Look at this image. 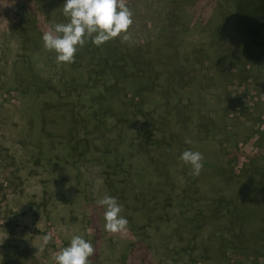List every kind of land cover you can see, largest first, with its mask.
Returning a JSON list of instances; mask_svg holds the SVG:
<instances>
[{
    "label": "rangeland",
    "instance_id": "obj_1",
    "mask_svg": "<svg viewBox=\"0 0 264 264\" xmlns=\"http://www.w3.org/2000/svg\"><path fill=\"white\" fill-rule=\"evenodd\" d=\"M115 1H131L132 11L106 20L107 8L90 12L87 31L65 43L51 36L58 44L52 54L26 22L60 24L61 0H0V264H155L156 254L167 256L161 264H182L184 251L190 264H201L217 246L202 245L208 227L197 231L192 214L215 192L231 194L233 203L247 198L245 181L264 176V65L246 57L234 30L242 14L255 16L252 1L160 0L176 16L162 28L158 4ZM100 24L132 53L105 38L87 47ZM152 66L153 80L144 74ZM163 71L171 88L159 80ZM118 83L120 93L103 91ZM95 90L103 93L92 103ZM87 111H98L97 120ZM92 127L88 149L83 137ZM222 168L230 179L240 173L236 185L247 190L220 191ZM109 175L128 199L110 220L96 196ZM254 212L264 224V209ZM143 240L152 251L147 259ZM225 257L223 264L241 259L234 250Z\"/></svg>",
    "mask_w": 264,
    "mask_h": 264
},
{
    "label": "trees",
    "instance_id": "obj_2",
    "mask_svg": "<svg viewBox=\"0 0 264 264\" xmlns=\"http://www.w3.org/2000/svg\"><path fill=\"white\" fill-rule=\"evenodd\" d=\"M51 1V0H49ZM139 1V0H137ZM161 1H165V3L168 0H161ZM160 0H140V4H142L143 7H145L144 4L149 3L151 5L158 4L160 6V11L157 13L158 16L160 18H162L161 23L158 22L157 26L160 25L159 28H162L163 26H165V22L170 25L172 24V22L174 21L176 16H170L169 12L164 11L166 4H163L164 2H161ZM247 1V0H246ZM252 3V7L255 10V16L253 17H247L246 15H243L240 17V19L237 21V23H235V27L234 30L236 31V34L238 36V38L240 39V41L243 43V52L245 53L246 57L251 61V62H255V63H259L264 65V0H249ZM56 2V1H54ZM131 1L127 2L128 5L126 6H121L120 4H117V2L115 0H61V7L59 9V13L61 14V18L60 20H62V18H64L65 20L63 22L56 23L53 26H40L38 19L35 20L34 23H30V22H26V26H28V28L30 29V31H35L38 33L39 32V36L41 38V41L43 43H41L42 46L48 45L50 44L49 48H50V53H57L58 51V44L56 42H54L55 40L51 41V36H53V34H55L57 36V41L59 43H61V40H63V42L65 43V41L68 38H74L76 35L75 34H81L82 32H85L88 30V25H89V21L88 19L91 17H88L90 12H99V10H103L104 8H107L108 11L106 12V16L102 15V17L106 20V18H111L114 19L116 18L120 13L122 14V12H126L125 9H128L129 11H132V6H131ZM248 2V3H250ZM126 3V4H127ZM249 5V4H248ZM45 7H48V5L46 4ZM147 7V6H146ZM65 9V10H62ZM30 11H32L30 9ZM74 18H71L73 15ZM99 14V13H98ZM148 14L150 15L149 11ZM148 15V16H149ZM236 21V19H235ZM107 24H100V28L98 32H93L92 35H90L87 40H85V43L88 44L87 47H91V48H99L98 46L104 44L103 40L104 38L106 39L105 41L107 42H115L118 47H114L115 50H126V52H122L124 54H130L132 52L128 51V49H124L123 47H121V41L119 40V37L117 38H113L110 36L109 32L106 31V26ZM99 26V25H98ZM67 27L68 32L66 33L63 28ZM151 27L155 28L156 25H151ZM15 28H13L14 30ZM24 29V28H23ZM16 31V30H15ZM147 32H149V29H146ZM81 32V33H80ZM60 34H62V39ZM43 35V36H41ZM95 35H101V41L95 36ZM45 37V39H44ZM50 42V43H49ZM53 46V47H52ZM160 48V45L158 46V49ZM134 50V49H133ZM160 51V49H159ZM120 52V51H118ZM134 52V51H133ZM159 60H157V62L163 61L162 59L164 58V53L162 51V53L160 54V56L158 57ZM150 63V62H149ZM146 62L144 60H142V62L139 65V68H141V66L145 65ZM148 74L146 73V71L144 72L145 76H148L149 79L153 80V72L155 74L154 71V66L149 67L147 69ZM107 72H113L112 70H109ZM164 71L163 73L159 76V80H161V82H163L165 87L171 88V83L167 84V79L164 75ZM116 81V80H115ZM114 81V83H115ZM67 82V84H66ZM68 85V81L66 79H64L62 81V86L63 88ZM121 84H110L107 87V91L105 89H103V91H105V93H107L108 95L111 94L109 92V90H119L116 91L118 93H120L121 90ZM130 88H131V92L134 93L133 91V87L130 84ZM103 91H97L95 90V94L91 95L93 97L90 96V99H88L90 102H92V100H95V102L97 103V99L99 97V95H101L103 93ZM144 95V93L142 94V96ZM93 103V102H92ZM95 104V103H94ZM87 111L83 116L88 117L90 119H92L94 116L95 120H97V114L98 111H93V112H89ZM178 116V115H177ZM180 117V116H179ZM135 118V117H134ZM186 119H189V116L186 117ZM163 123L161 124V129L164 130L163 128ZM93 132H90L89 134H85V137H83V143L85 145V147H88L89 141L93 140L94 138V131H96L95 127H92ZM160 133L163 134V136L167 137V132L164 133L160 131ZM166 134V135H165ZM100 138V137H98ZM100 143L102 141V137L100 139H98ZM82 143V142H81ZM214 166V165H213ZM210 172H214L215 170H209ZM226 170H224V168L221 169L220 174H219V179L218 182L220 184H222L223 186L220 187V191L221 189L224 190L226 188H228L229 186L232 187H236V191L238 192V194H242L244 190H247V198L241 197L238 199L241 201H237L236 203H233L231 200V194L228 195V197H223V192H215L214 195L215 197H209L207 198V202L205 203V205L203 204L202 208L203 210L201 211H195L194 214H192L193 222L194 224H197L196 229L197 231L200 230L202 227H208L207 229V237H206V242L202 241V245L204 247L210 245L211 243L215 244L217 246V248H215V250H213V252L207 254L205 256L206 259H202L200 261L201 264H204L207 261V264H223V261H226V250H231V251H235L237 252L240 256L241 259L240 260H236L235 264H263L264 263V224L259 223V221L255 222V219L258 218V214L254 211H257L259 209H264V176L262 174H258L260 176V180H256L255 182L253 181V179H249L246 180L244 183V186L247 189H244V186L239 188L237 187L238 182H239V176L240 173H238V175H235L237 178V180H234L233 178H228L230 177L229 175H225ZM88 175V180H86L84 177ZM82 177H83V184L84 185H89L90 183V179H89V172H87V174L83 171L82 172ZM103 179H100V182H102ZM104 181V180H103ZM258 181V182H257ZM257 182V183H256ZM121 181H118L115 176L113 175H109L105 177V181L102 185H100L99 188V192L96 193V196L99 198L98 200L102 203V206L106 209H104L105 212L108 213L106 219H111L109 218V216H111V211H119L122 209L121 205H123V203L125 202V200H128L124 194L122 193V195H117L118 192L125 190L122 189V187H120ZM152 183L146 185L147 187L151 186ZM183 190H188L189 187L186 184L183 185L182 187ZM166 191V189L164 190ZM162 191V192H164ZM232 193V192H231ZM169 194V193H168ZM162 195H165V193H162ZM252 195V197L250 196ZM248 196L250 197L248 199ZM153 198V197H152ZM258 199L257 200V204L252 202V200L254 199ZM182 197L179 198V196L177 197V206L180 205ZM138 201H142L141 199H136L135 204ZM263 201V202H262ZM162 202V201H161ZM251 204H256V207H250ZM137 206V204H136ZM233 206V208H232ZM144 202L141 205V208L144 209ZM139 208V209H141ZM234 209L237 208V214L235 218L230 217V209ZM183 205L180 208L179 214L180 217H183L182 215L184 214V212L188 211L189 208L184 209L183 211ZM246 212V213H245ZM110 214V215H109ZM117 214V213H116ZM103 217V216H102ZM101 217V221H105L103 218ZM184 218V217H183ZM177 219V218H176ZM108 222V221H106ZM128 224H125V228L129 229L131 227V220H128ZM135 226V223H132V227ZM183 228V227H182ZM195 227H192V229H194ZM184 229V228H183ZM190 229L189 231L193 232L194 230ZM136 235V232H135ZM129 236L132 238L135 237L132 235V233H129ZM192 242L195 241L197 242V240L194 239V234H192ZM142 242L143 245H141L140 248H143L142 252H143V257H146L144 259H147L149 257V255L151 254L152 251H150V247L147 243L143 241H139ZM139 242L136 243V245L140 244ZM198 246H201V244H199ZM111 248L109 249L111 251V249L114 248V246H110ZM96 248L95 246L92 247L91 249V253H92V258L97 255L96 251H93ZM90 249V248H89ZM88 249V250H89ZM115 249V248H114ZM120 253H123L120 251ZM124 256V255H123ZM165 257L167 258V256H165L164 254L162 255H154V257L157 259L155 264H161L163 261H160L161 257ZM180 259L183 261L182 264H190V259L188 257V253L186 251H184L183 253H181L180 255ZM150 258V257H149ZM259 259L263 260V262H259ZM152 264V263H151ZM192 264V262H191Z\"/></svg>",
    "mask_w": 264,
    "mask_h": 264
}]
</instances>
